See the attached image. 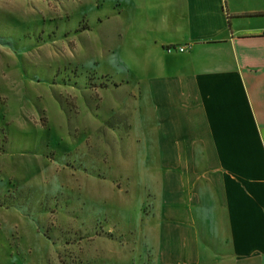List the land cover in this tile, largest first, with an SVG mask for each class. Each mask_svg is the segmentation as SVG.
<instances>
[{
    "label": "rangeland",
    "instance_id": "374dc122",
    "mask_svg": "<svg viewBox=\"0 0 264 264\" xmlns=\"http://www.w3.org/2000/svg\"><path fill=\"white\" fill-rule=\"evenodd\" d=\"M130 25L119 0H0V264H142Z\"/></svg>",
    "mask_w": 264,
    "mask_h": 264
},
{
    "label": "crops",
    "instance_id": "0c3cea01",
    "mask_svg": "<svg viewBox=\"0 0 264 264\" xmlns=\"http://www.w3.org/2000/svg\"><path fill=\"white\" fill-rule=\"evenodd\" d=\"M119 14L150 152L140 262L264 264V0H119Z\"/></svg>",
    "mask_w": 264,
    "mask_h": 264
},
{
    "label": "built area",
    "instance_id": "2783aa9c",
    "mask_svg": "<svg viewBox=\"0 0 264 264\" xmlns=\"http://www.w3.org/2000/svg\"><path fill=\"white\" fill-rule=\"evenodd\" d=\"M176 51L178 52H183L185 50V46H178L176 48H174ZM168 50H172L171 48H169Z\"/></svg>",
    "mask_w": 264,
    "mask_h": 264
}]
</instances>
